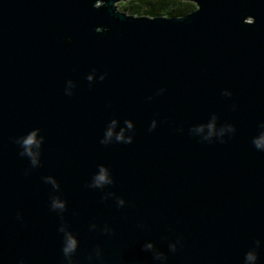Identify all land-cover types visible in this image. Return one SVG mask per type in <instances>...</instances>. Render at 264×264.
Instances as JSON below:
<instances>
[{
	"label": "water",
	"instance_id": "water-1",
	"mask_svg": "<svg viewBox=\"0 0 264 264\" xmlns=\"http://www.w3.org/2000/svg\"><path fill=\"white\" fill-rule=\"evenodd\" d=\"M125 1L0 0V264H264V0Z\"/></svg>",
	"mask_w": 264,
	"mask_h": 264
},
{
	"label": "trees",
	"instance_id": "trees-1",
	"mask_svg": "<svg viewBox=\"0 0 264 264\" xmlns=\"http://www.w3.org/2000/svg\"><path fill=\"white\" fill-rule=\"evenodd\" d=\"M119 9L138 16H182L197 9L196 4L183 0H128Z\"/></svg>",
	"mask_w": 264,
	"mask_h": 264
},
{
	"label": "clouds",
	"instance_id": "clouds-1",
	"mask_svg": "<svg viewBox=\"0 0 264 264\" xmlns=\"http://www.w3.org/2000/svg\"><path fill=\"white\" fill-rule=\"evenodd\" d=\"M251 22H254V18H253V20H252ZM102 78H103V77H101V79H102ZM87 79H88L89 81H91L92 77H91V76H88ZM128 126L131 127V124H129ZM152 127H153V128L155 127V122H153ZM109 135H111V132H109ZM35 137H36V132L33 131L32 133H30L29 135H27L26 138L23 139V141H22V146H23V148H24V152H22L21 155H24L25 153H26L28 156H32V155H33L32 151H31V146H32L33 144H37V146H39V142L36 141ZM119 139H121V137L118 136V137H117V140H119ZM125 142H126V143H130V142H131V137H129ZM254 145H255V147H257V149H262V150H264V140H254ZM32 163H33V164L36 163L35 159H33ZM103 171H104V170L101 169V172H103ZM100 179H104V177L101 176ZM67 250H68V249H65V251H67ZM255 259H256V256H255L254 253L249 252V253L246 254V261H255Z\"/></svg>",
	"mask_w": 264,
	"mask_h": 264
},
{
	"label": "rangeland",
	"instance_id": "rangeland-1",
	"mask_svg": "<svg viewBox=\"0 0 264 264\" xmlns=\"http://www.w3.org/2000/svg\"><path fill=\"white\" fill-rule=\"evenodd\" d=\"M121 2L117 3L118 5L120 4Z\"/></svg>",
	"mask_w": 264,
	"mask_h": 264
}]
</instances>
